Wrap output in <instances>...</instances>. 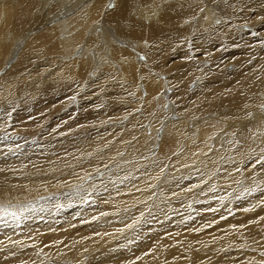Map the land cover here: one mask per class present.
Here are the masks:
<instances>
[{
  "label": "bare ground",
  "instance_id": "bare-ground-1",
  "mask_svg": "<svg viewBox=\"0 0 264 264\" xmlns=\"http://www.w3.org/2000/svg\"><path fill=\"white\" fill-rule=\"evenodd\" d=\"M44 1L45 4H50V0ZM224 2V0H216L213 4H207L205 11L209 12V15L204 20L207 27L213 26L211 16L218 18L222 27L225 24V29L218 33L222 39H226L229 34L231 37L242 31L232 27L242 20L239 9L217 12L219 5ZM204 4L202 0H143L140 5L135 4L134 9L133 0H118L115 10L103 13V21L95 24L101 13V0L94 2L90 13L83 17L84 20L77 21L75 18L67 19L65 22L56 18L54 23V17L50 18L52 15L38 14L39 0H0V72L3 69L8 72L21 67V72L25 71L21 81L25 74L35 80L34 74H28L31 66L28 69L23 68L28 63L22 64V62H29L33 58L38 60L48 53L47 57L51 58L46 60V65H53L55 59H58L60 64L48 68L49 73L48 70L46 71V65L38 66L40 72L42 68V71L47 72L46 77L42 75L44 78L42 83L48 80L63 82L60 78L65 69L70 73V78L74 79L75 85L80 87L85 80L89 82L84 74L88 77L90 74L95 77H107L115 82V92L110 91L104 94L102 88L97 94L96 92L89 94L92 100H98L99 105L96 107L102 106L98 107L100 111L96 119L101 124H105V119H112L110 122H113L110 126L106 124L107 128L102 133L96 134L97 139L78 140L71 152L63 154L59 159L47 158L39 161V156L34 157L29 167H26L28 163H25L29 156L26 157L21 151L24 149L20 151L16 149L18 156L14 155V159L9 162L5 160V156L0 159V204L4 206L0 209V221L14 226L13 217L16 215V219L23 218V221L28 207L25 213L21 210H24L27 203H34L37 200H33L32 196L39 194L38 196L41 197L52 190L57 193L52 196L54 201L49 200L50 212L45 211L46 214L40 215L35 209L39 208V205L30 208V212H33L32 214L41 225L46 222L45 227L54 226L48 228V233L46 232L43 238L36 241L34 239L32 242L30 239L26 240L30 243H22L24 249L19 247L20 244L12 243L15 235L6 240L2 239L3 235H0V264H88L92 261L94 263L92 259L85 262L87 251H89L87 253L90 251L95 253L90 258H100L98 261L95 260L94 264H264V107H262L264 105V88H262L264 49L256 47L257 53H255L253 64L244 65L241 70L238 68L241 74L236 75L235 81H231L234 85L229 82L234 87L232 90L229 89L231 92L221 85L218 86L220 91L217 94L216 90L211 89L212 82L205 83L202 90H199L200 95L196 100H191L189 105H175V107L170 104L168 96L166 97V92L171 87L168 83L171 84L172 81L163 79L162 90L157 95L161 80L148 72L144 75L139 63L137 67L134 64L135 57L144 59L138 51L144 43L139 40L141 37L148 39L150 35H158L166 31L172 32V37H186L188 33L176 30L175 23L186 16L188 18L184 22H190L189 15L192 10ZM108 5L109 3H106V6ZM151 5L153 18L157 17L155 20L175 11L165 18L162 29L140 28L135 21L139 20L140 15ZM33 8H36L35 11H31ZM132 9L135 17H129ZM40 16L52 22L51 26L45 28L47 24L36 20ZM128 17L130 28L127 23ZM106 23L111 24L115 31L104 27ZM78 25L81 29L76 33H73V29H68V27L75 29ZM54 29L56 35L52 34ZM96 29H100L103 33L109 32L113 38L117 36L114 38L117 40L116 44L106 38L101 39L100 44L97 42L94 44L95 40L91 38L93 35L91 33ZM191 32L193 33L192 30ZM207 38L205 37L200 44ZM10 44L13 46L11 54L5 57L4 53H8ZM16 49L18 50L17 57L14 58L16 63L10 65L11 55ZM185 50L187 52V48ZM57 52L60 54L57 55ZM92 53L96 54V57H93ZM76 55L80 56L77 58ZM68 57H71L70 61ZM202 57L213 60L215 56L204 50ZM59 58L67 62H61ZM195 60L199 62L204 59L199 56ZM191 63L188 60L187 67L191 66ZM195 69L197 80L204 78L202 80L209 81L207 67L199 63ZM190 70L194 73L193 69ZM49 74L56 79H51ZM259 76L263 77L259 80L257 79ZM166 81L167 85L164 86ZM0 86H2L0 89L4 91L1 81ZM201 86L202 83L199 88ZM77 88L79 90L78 86ZM246 88L255 94L252 96L251 93L245 94ZM208 90H213L215 94L211 95L212 93L210 94ZM130 92L132 94H129ZM112 93L119 95L118 101L112 98ZM123 93L128 95L124 96ZM187 98L190 100L183 95L179 100L183 103ZM82 101L87 102L86 99ZM222 101L223 104L225 102L226 106L223 107L227 110L223 114H217L218 119H222L221 123L214 122L215 118L214 123H209L210 120L203 114L212 110L211 107L214 109L219 107ZM116 103L117 106L114 107L112 104ZM125 108H128L129 115H122L121 112L125 111ZM135 111L140 113L135 114ZM117 116L120 118L124 116L120 120L121 124L123 120L127 118L128 120L118 125ZM200 117L202 120H198ZM253 119L258 121L254 122ZM202 123L204 127H201ZM111 130L116 131L110 135L108 132ZM89 134L83 137H88ZM113 134L116 136L111 140ZM156 139H160V142H156ZM107 141L109 143L108 147L106 146L107 149L104 147L95 151L97 145L105 144ZM142 151L144 152L141 154ZM173 151L176 153L174 158H171ZM110 154H116V163L101 164ZM120 155L122 158H119ZM142 156L145 159L140 162ZM222 157L225 158L222 159ZM153 159L162 163L161 169L165 165V170L168 169L167 175L174 174L175 183L181 182V185L177 186L173 182L174 179H170L165 186L155 183L160 172L149 170L148 162ZM257 161L260 162L257 163ZM14 163L20 167L17 166L12 171L9 167ZM97 163L103 167L107 166L109 170L117 167L107 174L110 175V180L100 185L93 194L91 192L93 196H88L90 201L92 200L101 209L100 213L97 212L100 216L95 214L94 207H89L86 225L80 223L85 216L81 217V221L76 220L84 226L80 227L81 231L91 232L96 227L98 234H83L85 237L81 238L72 234L74 237L72 238L67 231H59L60 228H57V221L64 218L54 216L60 208L58 201L62 199L60 201L63 204L76 201L82 206L81 203L85 202L87 192L72 193L73 188L70 186L77 183L86 184L84 188H89L93 185V181L79 182L88 165L94 166ZM180 166L182 168L178 170ZM25 168L29 170H24ZM213 171L218 173L213 175ZM52 177L54 178L51 179ZM164 177L170 178V176ZM242 177L244 179L241 183ZM56 179L60 181L56 182ZM195 187L200 189L194 194ZM64 190L67 191L66 195H62V192L57 201L59 191ZM154 195L160 196L154 198ZM166 195L168 198L165 197ZM235 206L239 208L235 209ZM85 208L81 210L82 213L85 212ZM8 211L11 214H8ZM142 212H148L146 218L140 215ZM28 215V217L32 216ZM78 215L76 217L79 218L80 215ZM95 215L96 218L98 217L97 221L93 220ZM137 216L144 226L138 234L125 235V237L127 225ZM101 217L104 218L99 220ZM72 219H69V222ZM72 221L70 223L76 227L77 221ZM39 228L43 229L41 226ZM72 228L70 227L71 230ZM23 229L20 230L23 231ZM29 230L27 233L32 232L33 229ZM36 232L34 230L31 234ZM40 234L41 232L38 235ZM123 240L128 248L132 247V249L119 253L122 251ZM14 249H22L19 252L21 257L10 252ZM9 255L13 258H7Z\"/></svg>",
  "mask_w": 264,
  "mask_h": 264
},
{
  "label": "rangeland",
  "instance_id": "rangeland-1",
  "mask_svg": "<svg viewBox=\"0 0 264 264\" xmlns=\"http://www.w3.org/2000/svg\"><path fill=\"white\" fill-rule=\"evenodd\" d=\"M95 1L96 0H69V1L50 0V4L48 5V4H45L44 0H39L40 7H39L38 14L42 15V14L47 13L49 14V16L52 15L50 18L54 17L53 23L55 22L56 18H58L61 21H65V22L67 21V19H75V18L77 19V21L84 20L83 17L87 13H90L91 6L94 4ZM141 1L143 0H133L134 9L136 8L135 4L140 5ZM215 1L216 0H208V1L202 0V2L205 4L202 5L201 7H198L192 10L191 14L189 15L190 22H184L185 19L188 18V16H186V17L181 18L179 21L175 23L176 30L188 33L186 34V37H182V36L172 37L171 36L172 32L166 31L162 34L150 35V37H148V39H150L149 41L148 39L144 37H141L139 39L141 40V43H143L142 41H144L143 43L144 45L141 44V46L139 47L140 49H138L139 53H141V56H144V59L142 57H141L142 59H139V57L137 56L134 58L135 60L134 64L137 67L139 63V66L142 68V73L144 75L148 72L150 74L155 75L157 78L161 80L160 81L161 86L156 92L157 95L162 90L163 79L164 80L169 79L168 82L172 81L171 84L168 83L171 86L170 87L171 89L169 88V90L166 92V97L168 96V99L170 100V104L171 105L173 104L172 105L173 107H175V105L177 106H180V105L182 106L183 104L189 105L191 100H196L200 95L199 90L200 91L202 90L203 85L205 83L212 82L213 86L211 87V89L216 90L217 94H219V91H220V87L218 86H221V85H224L225 87H227L228 88L227 90L231 92V90L234 87L230 85V83L235 81V77L237 78L236 75L241 74V72L238 70L239 69L241 70L243 68L242 66L244 65L251 66L253 64L255 60L254 58L255 53H257L255 52V50L257 49L256 47H258L259 49H264V0H224L225 2L219 5L218 10H217L218 13L225 12L233 8H237L240 10V18L242 19L238 23L232 26L233 28H236L237 30L240 29L239 31L241 30L242 31L231 37H229L230 35L229 34L227 35L226 39L224 38L222 39L220 38V36H218V33L222 31L223 29H225V24H224V27H222L221 26L222 23H220V20L218 18L210 15L214 23V24L212 23L213 25L212 27L211 26L207 27V24L204 23V20L206 19L205 17H208L209 15V12L205 11L207 9L206 5L209 3L213 4ZM101 2H102L101 13L98 17V20L94 22L95 24L97 22L103 21L104 19L102 16L103 13L106 14L107 13L106 11L113 12L115 10V8L117 7L118 0H101ZM106 3H109V5L106 6ZM146 7L147 6H145V8ZM35 9L36 8H33L31 11H35ZM151 9H152V5L148 6V9H146L145 12H143L140 15L141 18H139V20H135L138 26H140V28L152 27L151 29H156V30H158V28L162 29V27L165 24V18L167 16H171L175 12V11H171L167 15L160 16L158 20H155L157 17L155 19L153 18V13ZM132 11L134 10L132 9L130 11L129 17L131 16L135 17ZM129 17H128L127 23H128V27L130 28ZM36 20H40L41 22H44L45 24H47L45 28L50 27L52 23V22H48L43 16L37 17ZM110 25L111 24L106 23L104 24V27L111 28L112 31H115L113 26L112 25L110 26ZM78 26L75 29L70 28V27H68V29H73L74 30L73 33H76L77 31L81 29L80 25ZM99 27H102V26H99ZM191 30L193 31V33L192 32L190 33ZM40 31L41 30H39V32ZM103 31L105 32L104 29ZM250 33H252L253 35ZM52 34L56 35L55 29L53 30ZM91 34H93L91 38L95 40L94 44H96V42L100 44L99 42H101V39H105V38L111 41H114V43L116 44L117 40L114 38H117V36H114L113 38V36L109 32L103 33L100 29H96ZM181 35H185V34H181ZM67 37H69V35ZM205 37H208V38L202 44H200L205 39ZM83 38L84 37H82V39ZM11 45L12 44H10L8 53H4L5 57H8L11 54L12 47H13ZM41 47L42 46H40V48ZM186 48H187V52L185 50ZM204 50L207 51V53H211V55L215 56L213 60H208L207 58L202 57L204 55ZM17 51L18 50L16 49V51L14 52L15 54L12 53L11 59H10V65H13L16 63L15 59L17 57V53H18ZM39 53H40V49H39ZM58 54L60 53L57 52V55ZM91 55L93 57H96V54L94 53H92ZM47 56H49L48 53L41 56V58L38 60L37 58H33V60L30 59L29 62H25V61L22 62V64L28 63L27 66L24 65L23 68L27 67L26 69H28V67L31 66V68L28 69L29 70L28 74L30 73L34 74L36 77L35 80H33V78H30V76H27L25 74L23 76V80L21 81V76L25 73V71L21 72L22 71L21 67L19 68L17 67L16 69L14 68L13 71L9 70L8 72H5V69H3L0 72V81L2 82V85L5 88L4 91L0 89V106H1L0 107V159L3 156H5V160L8 162L10 160H13L14 155L16 157L18 156L17 152H15L18 149L19 151L21 149H24V151L23 150L21 151L24 152L26 157L29 156L27 158V162H25V163H28L26 167H29L31 159L37 156L40 157L39 161L46 160L47 158L48 159L49 158L59 159L63 154L70 153L72 150V147L75 144H77L76 142L78 140L82 139L84 141H89L91 139H97L96 134L102 133V131L107 128L106 124L107 126L108 125L110 126L113 123V122H110V120L112 119H109V120L105 119L104 120L105 124H101L100 121L96 119L97 118L96 116L98 115V112L100 111L99 108L102 106H98L99 108L96 107L97 105H99L98 100L97 99L92 100L89 94L90 93L93 94L94 92H96L97 94L98 92H101L100 90L102 88H103L102 92L104 94L110 91L115 92V89H114L115 82H112L111 79L107 77H103V76L95 77V76H92V74H90L88 77L86 74H84V76L89 79V82L87 83L85 80L83 82V85L85 86L82 85L81 87L76 84L79 87V90H78L77 86L75 85L74 79L70 78V73L68 72L67 69H65L66 71H63V73H61L62 71L60 72L61 73L60 79H63V82L57 83V80H51V81L48 80L47 82L42 83L41 81L42 79H44L42 77L43 76L46 77L47 72L48 73L50 72V69L48 70V68H51L54 66L56 67V66H59L57 65L58 63L60 64V62H58V59H55L54 60L55 63L53 62L54 63L53 65L52 64L46 65L45 64L47 63L46 60H48V58H51ZM78 56L80 55H76L77 58ZM199 56L205 61L204 60H199V62L198 60L196 61L195 59H197V57ZM68 59H69L68 61H70L71 57H68ZM59 60L61 62L64 61L63 59H60V58ZM188 60L191 61L192 63L190 64L191 66L187 67ZM38 62H40L41 64ZM66 62L64 61V63ZM32 63L33 65H31ZM199 63H202L205 67H207V71L209 73L208 74L209 76H207V80L209 81L202 80L204 78L197 80V77L195 74V70H196L195 68L197 67ZM40 65L41 67H44L46 65V71L47 70L48 71L47 72H45V70L42 71L43 69L42 68L40 72L39 67H38ZM190 69H193L194 73L191 72ZM33 70H34V73H33ZM49 76L51 79H56L51 74H49ZM262 77L263 76H259L257 79L260 80ZM201 83H202V86L201 88H199ZM246 83H248V81H246ZM232 84L234 85V83ZM263 84H264V81L262 83V86H263L262 88H264ZM166 85H167V81L164 82V86ZM1 87L2 86H0V88ZM213 90H208L210 94L212 93L211 95L215 94L214 92H212ZM244 92L245 94L251 93L250 94L251 96L255 94V93H252L251 90H249L248 88H246ZM129 94H132V92H130ZM123 95L127 96L128 94L123 93ZM183 95H186L187 97H189L190 100L187 98L182 103L179 99ZM111 96L112 98H115L116 101H118L119 95L112 93ZM248 97L250 96L248 95ZM82 99H86L88 104L86 101L83 102ZM110 103L112 102L110 101ZM222 104H223V101L221 105H219V107L218 106L216 107V109H214V107H211V105L208 104L209 107H211L210 109L212 110H209L206 114H203V115L205 116V118H208V120H210L209 123L213 122L214 118H215L214 122L217 121V123H221L222 119H218V115L225 113L227 110V108L223 107V106H226L225 102L223 105ZM112 105L116 107L117 103L112 104ZM205 107L208 109L207 105H205ZM127 109L128 108H125L124 109L125 111L121 112L122 115L126 116L130 114V112L127 111ZM218 111L220 112L218 113ZM139 113H140L139 111L137 112L135 111V114H139ZM119 118L120 117H118V120H119L118 125H122L128 120V118L126 120H123L121 124L120 120L122 119L121 118L119 119ZM255 119H253L254 122H257L258 119L257 121ZM198 120H202L201 117L198 118ZM201 127H204V123L201 124ZM234 128L237 129L236 127ZM113 131L115 132L116 130H111L108 133H110L111 135ZM88 133H90L89 134L90 136L84 138L83 136L88 135ZM144 135L146 136V134ZM233 135H234V132H233ZM115 136L116 134H113V137L111 138V140H113ZM155 141L159 143L160 139H156ZM112 144H114V142H112ZM108 145H109L108 141L105 144H99L95 147V151L97 149H103L106 146L108 147ZM107 147L105 149H107ZM7 149L10 150L11 153L8 152ZM143 152L144 151L140 153L142 154ZM175 153L176 152L174 151L171 153V158H174ZM120 157L122 158V155H120L119 158ZM115 158H116V154H110V156H108L105 160H103L101 164H104L105 162H107L108 165L111 163L115 164L116 163ZM223 158L225 157H222V159ZM144 159H145L144 156H142L140 162H143ZM219 159L221 160V158ZM76 162H78L77 157H76ZM17 163L20 164L19 162ZM21 163L24 164L22 161ZM18 164L14 163V165H10L9 168L13 171L15 167L17 168V166H19ZM101 164L97 163V164H94V166L88 165V168L85 169V172L82 174V179L79 183H84V182L87 183L88 181H93L94 182L93 185H90L92 187L89 186V188L88 187L84 188L86 187V184L82 185V184H77V183L75 185L73 184L72 186H70V188H73L71 190L72 193L87 192L85 193V196H87L86 198H84L85 202L81 203L82 206L80 205V203H77L76 201L71 202V203H66L67 205L65 203L63 204V202H61L62 199H60L61 200L60 201L59 198L62 192H63L62 195L64 194L66 195L67 191L66 190L59 191L57 201L59 200L58 202H59L60 208H59V211L54 216L58 215L60 217H64L63 218L64 220L61 219L57 221L58 223L57 228L58 229L60 228L59 231H67L68 234L72 238H74L72 234H76V237L78 238L85 237L83 236V234L85 235H87L88 233L89 234L93 233L94 235L98 234V228L96 227H94V229L91 232L87 231V233L81 231L82 229H80V227L81 228L84 227L82 226L83 223H84L83 225H86L85 224V222L87 221L86 215L89 214L87 213V209L89 207L91 208L94 207L93 211L95 210V214L100 216L98 213H100L101 209L98 208L92 202V200L90 201V197L93 196L92 194L94 193L95 190L98 189L100 185L104 184L107 180H110V175H107V174H109L110 172H112L114 169L117 168L116 167V168L109 170L108 168H106L107 166L103 167ZM161 164H162L161 162L153 159V160H150V162H148V166L150 167V169L149 168H145V169H149L150 171L154 170V171L160 172L155 183L158 182L162 186H165L170 179H174V174H172V176L167 175L168 169L165 170V165L161 169ZM221 165H222V162H221ZM72 166H74V163H72ZM108 167L110 168V166ZM173 168L175 169L174 165H173ZM181 168L182 166L178 167V170ZM26 169L27 168H25L24 170ZM62 172L65 173V171H62ZM217 173H218L217 171L212 172L213 175L214 174L216 175ZM164 176H170V178L168 177L165 178ZM53 178L54 177H52L51 179ZM243 179L244 178L242 177L241 183L243 182ZM58 181H60V179H58L56 182ZM173 182L175 183V179L173 180ZM175 184L177 186H180L181 182L175 183ZM199 189H200L199 187H195L194 194L198 192ZM56 194H57L56 191L52 190V191L47 192L46 195L44 194V196H41V197L38 196L39 194L37 196L36 195L32 196L33 200H36V199L37 200L34 203H27L28 205L24 207V210H21L22 213H25L26 212L25 209L28 207V212L26 213L24 220L22 221L23 218L21 220L16 219L15 218L16 215L14 217L12 216L14 226L10 223H5L3 221H0V235H3L2 239L5 238L6 240L12 237L13 235H15L13 236L12 243L18 244V245L20 244L19 247H22L24 249L25 247L22 243L24 244L25 242L30 243L34 239H35L34 241H36L39 238H43L48 233L47 232L48 228L54 225H48L45 227L46 222L43 223L44 225L43 224L41 225L36 220L35 216L32 214L33 212H30V208L31 206L39 205L38 206L39 208H35V209L38 210L36 212L40 215L43 213L46 214L47 211L50 212L51 209L49 207V200L54 201V198L52 196L53 195L55 196ZM159 196L160 195H154V198H157ZM165 197L168 198L167 195ZM60 203L62 204L60 205ZM1 205L2 204H0V209L4 208V206L3 205L1 206ZM152 205L153 204H151V206ZM84 207H86L85 208L86 210L84 213H82L81 210ZM238 208H239L238 206H235V209H238ZM75 213H78V214L80 213L79 214L80 216L77 214L79 218L76 217L77 215H75ZM8 214H11V213L8 211ZM28 214H31L32 216L30 215L31 217H28L29 216ZM53 214L51 216H53ZM96 215L93 218L94 221H97L98 219V217L96 218ZM140 215H142L143 218H146L148 215V212H145V213L142 212ZM81 217L85 219L82 220ZM71 218H73L72 220L74 221L77 219L80 221L82 220L83 222H80L82 223L80 224L76 220L78 223L75 221L77 224L75 223L76 227H74L73 226L74 224L70 223L72 220H70L69 222V219ZM103 218L104 217H101L99 218V220ZM30 219H33V220L31 221ZM26 220H28L29 222L28 221L26 222ZM62 221H64V223ZM65 222L69 223L70 225L68 224L69 226H67ZM22 223L23 225L21 226ZM61 225L63 227H61ZM129 225H132V227L126 228V232L124 236L138 234L141 228L144 226V223L141 222L139 220V216H137L136 219H134ZM24 226L31 228V230L33 229L32 232L34 230L36 232L38 229L37 232L39 233L41 232V234L38 235L39 233L37 232L36 234L34 233L31 234L32 232L27 233L29 228L28 229L27 227L24 228ZM39 226H41V228L43 229L41 230ZM64 226L65 227L67 226L68 228L67 227L66 228L68 230H66ZM70 227L71 228L73 227L76 229L73 230L72 228L71 230ZM20 229H23L24 232L21 231ZM72 231L76 233H73ZM77 232L79 235L77 234ZM28 234H31V235H28ZM18 235L20 237H17ZM16 239L19 241H17ZM26 240H30V242ZM124 240L123 242H121L124 247L122 246V251H120L119 253H122V252L125 253L129 249L130 250L132 249V247L128 248V246L124 243L125 242ZM21 251L22 249H14L10 252H14L15 254H17V256L21 257V255H19V252ZM87 252L85 253L86 254L85 257L87 258L85 262L92 259L94 260V263H95L96 261L100 259L95 256H93L95 258H90V256H92V254H95V253H92V251H90V253H87ZM7 258H13V257L9 255L7 256ZM90 263L94 264L93 261L88 262V264Z\"/></svg>",
  "mask_w": 264,
  "mask_h": 264
},
{
  "label": "snow or ice",
  "instance_id": "snow-or-ice-1",
  "mask_svg": "<svg viewBox=\"0 0 264 264\" xmlns=\"http://www.w3.org/2000/svg\"><path fill=\"white\" fill-rule=\"evenodd\" d=\"M111 7V5H110ZM262 107H264V105H262ZM260 161H257V163H259ZM245 211H248V209H245ZM127 227H132V225H127ZM118 231H122V230H118Z\"/></svg>",
  "mask_w": 264,
  "mask_h": 264
}]
</instances>
